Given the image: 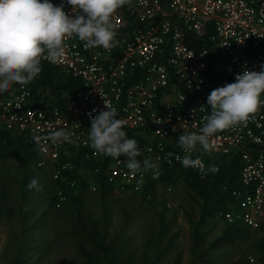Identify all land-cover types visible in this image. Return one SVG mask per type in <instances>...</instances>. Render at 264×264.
Here are the masks:
<instances>
[{
  "label": "built area",
  "instance_id": "2783aa9c",
  "mask_svg": "<svg viewBox=\"0 0 264 264\" xmlns=\"http://www.w3.org/2000/svg\"><path fill=\"white\" fill-rule=\"evenodd\" d=\"M50 2L75 15L67 0ZM113 23L119 43L112 49H87L75 35L65 37V55L54 65L81 79L65 109L34 101L28 84H12L0 93V128L23 133L30 141L40 136L43 151L38 150L37 164L50 160L53 178L78 170L79 161L89 164L92 178L103 175L112 190L150 197L145 187L156 180L152 172L143 174L140 183L141 174L129 171L126 157L113 159L90 147L89 114L107 110V99L125 122L123 130L139 132L128 137L138 142L140 162L150 159L159 172L163 166L182 165L176 157L186 153L175 140L204 126L211 114L210 92L235 82L245 69L264 70V0H129L114 14ZM45 62L46 53L42 68ZM260 99L247 122L210 138L213 150L237 153L240 161L241 186L230 189L233 204L218 214L228 223L251 228L264 216V94ZM58 129L68 132L72 142L54 145L46 139ZM189 155L197 158V150ZM200 158L204 171L193 169L200 177L212 173L210 166L219 170L217 163ZM67 182L72 187L78 179ZM89 188L96 190L97 185L91 181ZM56 194L60 206L66 194L61 189Z\"/></svg>",
  "mask_w": 264,
  "mask_h": 264
},
{
  "label": "rangeland",
  "instance_id": "374dc122",
  "mask_svg": "<svg viewBox=\"0 0 264 264\" xmlns=\"http://www.w3.org/2000/svg\"><path fill=\"white\" fill-rule=\"evenodd\" d=\"M128 136L139 135L138 131H129ZM216 156H227V153L216 152ZM212 153V152H211ZM43 168L31 165V177L37 179L40 190L31 189L24 203L26 214L24 226L33 223L41 208L46 206L54 195L53 184L47 182L48 174ZM21 170L18 162L12 157L0 158V264H12L18 248L27 256L30 264H73L82 260L76 249L77 240L88 248L94 249L93 241L84 229L78 226L76 211L69 201L61 207L53 208L48 215L25 233L21 232L19 207V188ZM173 185L156 183V193L145 197L141 193L112 190L104 194L101 191L88 190L84 195L82 219L87 214L101 219L108 227V238L126 251L132 252L135 263L150 238L149 255L162 249L174 231L177 236L171 248L165 251L157 264H172L177 253L181 255L180 264H189L192 254L193 222L198 219L199 208L191 192L184 184L180 173L176 175ZM105 210L104 216L102 212ZM158 211H165L167 218L174 212L176 217L169 229L160 236ZM224 221L210 216L201 223L199 229L202 239L198 251L206 249L209 242L222 232ZM29 231V233H28ZM260 229H250L246 240L237 239L233 244L225 242L211 248L212 261H199L196 264H259L256 261V245ZM210 249V248H209Z\"/></svg>",
  "mask_w": 264,
  "mask_h": 264
},
{
  "label": "clouds",
  "instance_id": "9594fccd",
  "mask_svg": "<svg viewBox=\"0 0 264 264\" xmlns=\"http://www.w3.org/2000/svg\"><path fill=\"white\" fill-rule=\"evenodd\" d=\"M129 0H67L74 16L64 11V5H54L50 0H0V93L7 92L10 85L21 86L31 83L42 71L41 57L59 63L65 55V37L75 35L87 49L114 48L119 41L116 37L114 14ZM102 98L105 96L98 89ZM264 94V70L260 72L245 69L238 74L235 82L216 88L207 97L211 114L199 132H184L178 138V145L186 153L176 159L185 168L204 171L201 158H192L190 153L199 147L203 153L211 154L214 145L211 137L239 123L247 122L261 106ZM107 110L92 116L88 140L97 153L113 159L126 157V165L133 174L152 172L159 177L158 165L150 159L142 163L136 139L129 138L123 130L125 122L117 118L118 113L104 100ZM95 111V109L93 110ZM183 128L184 125L181 124ZM175 131V129H173ZM41 137L33 136L37 149L43 151ZM54 145L72 142L71 135L58 129L46 138ZM215 166L209 171L216 172ZM27 187L40 190L37 179H32Z\"/></svg>",
  "mask_w": 264,
  "mask_h": 264
},
{
  "label": "trees",
  "instance_id": "16d2710c",
  "mask_svg": "<svg viewBox=\"0 0 264 264\" xmlns=\"http://www.w3.org/2000/svg\"><path fill=\"white\" fill-rule=\"evenodd\" d=\"M31 89L32 99L41 104H51L65 109L68 98L72 96L76 89L81 85V79L78 76L65 74L61 69L50 63L45 62L41 73L31 83L28 84ZM176 138L175 143L178 142ZM40 153L34 141H30L27 135L17 131H11L0 128V158L12 157L19 165L21 170L20 188H19V207L21 232L25 233L30 230L36 223L41 222L48 213L55 207H61L66 201L74 207L76 211V219L78 226L84 229L86 235L93 241L94 249L88 248L81 240H77L76 249L82 256V260L73 264H136L135 258L130 251L119 247L111 238H108V227L106 221L101 228V219L87 214L86 222L82 219V207L85 193L90 190L89 183L92 181L97 185V189L101 191V199L104 201V194L112 191V186L106 181L103 175L99 178H92L89 175V164H81L79 161L76 165L78 170L71 172H63L59 178L52 177V164L48 160L43 165H38L37 161ZM197 156L203 157L210 163H217L219 170L210 173L207 177L202 178L195 173L193 168H185L180 166H163L159 172V177L154 181H150L145 187L151 190L152 197L156 193V182L163 185H173L176 182V175L180 176L191 192L190 197L194 199L199 208L198 219L193 224V241L192 254L189 264H196L199 261H212L211 248L218 246L221 243L233 244L237 239L246 240L250 236L251 227L245 226L237 221L228 223L218 211L225 209L229 203L233 204V199L230 194V189L236 186H241L238 178L239 172V155L237 153H227V156H216L215 152L211 154L203 153L202 149L197 148ZM74 159V158H72ZM142 163V162H141ZM34 164L37 168H43V172H47V182L53 184L54 195L49 203L41 208L39 213L29 226H24V217L26 210L24 203L28 199L30 189L27 187L31 177V165ZM76 176L78 182L75 186L70 187L67 180L70 177ZM226 186V187H224ZM62 190L66 194L65 200L60 206H56L57 190ZM96 189V190H97ZM146 197V196H145ZM104 210V209H103ZM105 210L102 212L104 216ZM159 233L163 235L174 222L176 212L172 213L167 218L165 211H158ZM215 216L224 221L222 232L210 241L206 249L198 251V243L202 239L199 226L208 217ZM260 229L257 245H256V261L259 264H264V216L259 226L255 229ZM25 231V232H24ZM29 233V231H28ZM177 236V231L170 234L166 245L162 249L155 250L152 256L149 255L150 238L146 240L144 249L142 250L138 264H157L163 253L171 248ZM210 248V249H209ZM181 255L177 253L172 264H180ZM27 256L18 248L12 264H30L27 262ZM57 264H67L60 262Z\"/></svg>",
  "mask_w": 264,
  "mask_h": 264
},
{
  "label": "crops",
  "instance_id": "0c3cea01",
  "mask_svg": "<svg viewBox=\"0 0 264 264\" xmlns=\"http://www.w3.org/2000/svg\"><path fill=\"white\" fill-rule=\"evenodd\" d=\"M38 103H40V102H38Z\"/></svg>",
  "mask_w": 264,
  "mask_h": 264
}]
</instances>
